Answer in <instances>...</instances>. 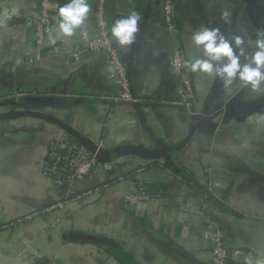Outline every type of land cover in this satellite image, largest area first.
I'll list each match as a JSON object with an SVG mask.
<instances>
[{
  "label": "crops",
  "instance_id": "0c3cea01",
  "mask_svg": "<svg viewBox=\"0 0 264 264\" xmlns=\"http://www.w3.org/2000/svg\"><path fill=\"white\" fill-rule=\"evenodd\" d=\"M163 1L107 4L110 28L132 10L142 17L130 50L112 41L129 64L132 96L159 104L136 110L135 102L114 101L119 88L104 54L69 59L81 42L79 30L71 38L57 34L53 45L54 24L37 47L32 39L37 0H0V98L25 94L0 99V116L13 114L0 119V264H211V244L202 238L204 218L224 232L230 249L251 251V264H264V84L250 90L236 82L226 93L218 79L191 73L195 104L190 110L208 106L216 126L214 132H195L171 155L176 167L192 174L191 183L174 177L162 161L133 156L118 159L113 174L101 169L78 182L67 197V188L54 187L42 175L48 143L63 132L22 113L52 115L104 149L150 148L155 141L178 145L188 134L190 110L173 104L174 48L186 59L199 56L192 32L218 27L229 39L246 35L248 56L257 33L264 32L253 25L264 29V0L250 5L248 0H171L175 32L167 28ZM88 2L92 14L96 0ZM85 27L95 35L92 20ZM144 184L153 186L150 200L129 208L124 197ZM64 198L61 209L45 212ZM81 236L108 243L96 246Z\"/></svg>",
  "mask_w": 264,
  "mask_h": 264
},
{
  "label": "built area",
  "instance_id": "2783aa9c",
  "mask_svg": "<svg viewBox=\"0 0 264 264\" xmlns=\"http://www.w3.org/2000/svg\"><path fill=\"white\" fill-rule=\"evenodd\" d=\"M109 0H96L95 10L89 14V20L94 23V36H81L80 44L69 53L71 61H79L91 55L104 54L111 67V77L119 88V94L114 101L137 102L130 90V81L122 56L117 51L113 42L109 40L110 27L107 20V4ZM64 3L60 0H37V11L33 20L32 39L37 47H41L45 40L47 29L57 21V10ZM163 12L167 28L175 32L173 23V6L171 0L163 1ZM186 56L182 49L176 46L171 56V73L176 78V92L173 104L184 107L188 111L195 104L194 88L191 73L184 66ZM25 94H14L3 98L24 96ZM117 161L112 164L98 163L93 154L88 152L78 142L66 134L53 138L48 143V149L42 164V175L51 184L60 189L67 188L66 197L72 194L75 185L94 175L98 170H113ZM122 180V177H118ZM179 180V178H177ZM150 195L143 186L137 191L124 197L123 202L134 208L138 204L150 200ZM65 198L50 206L45 212L61 209ZM204 230L202 238L211 244V264H237L236 259H241L242 264H251L255 261L251 251L243 249H230L226 243L224 232L220 228L213 227L208 218H204Z\"/></svg>",
  "mask_w": 264,
  "mask_h": 264
},
{
  "label": "clouds",
  "instance_id": "9594fccd",
  "mask_svg": "<svg viewBox=\"0 0 264 264\" xmlns=\"http://www.w3.org/2000/svg\"><path fill=\"white\" fill-rule=\"evenodd\" d=\"M90 11L88 0H67L57 10L50 43L56 44L57 34L71 38L77 35L78 30L79 35L87 37L89 33L85 25ZM228 16L229 13H222L226 23ZM141 20V15L135 10L116 19L111 24L109 40L115 41V45L122 50H130L136 43ZM257 37L254 51L244 56L246 35H233L229 39L218 27L201 26L191 34L192 44L201 54L185 59L183 66L190 73L218 79L226 93L232 92L236 82L241 88L256 90L264 84V32H258Z\"/></svg>",
  "mask_w": 264,
  "mask_h": 264
},
{
  "label": "water",
  "instance_id": "95a60500",
  "mask_svg": "<svg viewBox=\"0 0 264 264\" xmlns=\"http://www.w3.org/2000/svg\"><path fill=\"white\" fill-rule=\"evenodd\" d=\"M252 0H248V4H251ZM249 12V7H248ZM250 14V12H249ZM253 25L260 30L254 22ZM125 62V61H124ZM127 74L130 72L129 64H126ZM25 101L38 103L36 99L26 98ZM51 102L44 101L43 104L47 105ZM158 103L141 100L134 103V106L137 110L139 106H149V107H158ZM192 109V108H191ZM226 109V108H225ZM21 116L29 117L41 120L48 124H51L57 128H59L63 134L68 135L74 141L78 142L82 147H84L88 152L93 154L95 160L100 164H112L116 162L118 159L127 156L137 157L145 162H153V161H162L163 165L171 170H177V167L171 157L173 153L180 152L184 146L188 143V141L192 138L195 132H203L210 131L214 132L216 130L215 124L212 122V118L214 116V112L206 105L202 106L201 110L197 113L189 111V127L188 134L185 139L178 145H167L160 141H155V147H145L142 145H122L113 149H104L98 144H95L87 137L80 134L74 128H72L68 123L62 121L52 115L46 114L41 111H28L27 113H22ZM13 117L12 113H8L6 115H1L0 119H10ZM109 174H113V170H107ZM83 240L89 241L92 244L99 246L100 244L108 243V241L103 240L101 238L89 237V236H81Z\"/></svg>",
  "mask_w": 264,
  "mask_h": 264
},
{
  "label": "trees",
  "instance_id": "16d2710c",
  "mask_svg": "<svg viewBox=\"0 0 264 264\" xmlns=\"http://www.w3.org/2000/svg\"><path fill=\"white\" fill-rule=\"evenodd\" d=\"M173 175L174 177L176 178H179L180 181L184 182V183H191L193 181V176L191 173H189L188 171H186L185 169H182V168H179L177 167V170H171L169 168H167ZM145 189V191L151 195V191H153V186L151 185H147V184H144L142 185ZM154 194V192H152ZM110 247H112V245H109ZM115 250L116 252V248L115 246L112 248V250Z\"/></svg>",
  "mask_w": 264,
  "mask_h": 264
}]
</instances>
